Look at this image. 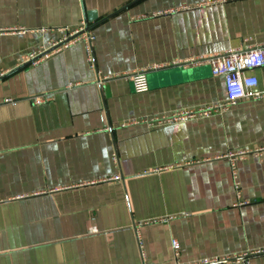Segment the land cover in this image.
<instances>
[{
    "label": "crops",
    "instance_id": "1",
    "mask_svg": "<svg viewBox=\"0 0 264 264\" xmlns=\"http://www.w3.org/2000/svg\"><path fill=\"white\" fill-rule=\"evenodd\" d=\"M262 44L264 0H0V264H264V67L204 116L196 62Z\"/></svg>",
    "mask_w": 264,
    "mask_h": 264
},
{
    "label": "built area",
    "instance_id": "2",
    "mask_svg": "<svg viewBox=\"0 0 264 264\" xmlns=\"http://www.w3.org/2000/svg\"><path fill=\"white\" fill-rule=\"evenodd\" d=\"M227 0H214V3H226ZM82 39L87 47L90 61V42L93 37L87 31V23L82 21L78 29L71 32L67 38L52 44L53 49L50 52H58L59 50L68 47L75 43L77 39ZM48 52V53H50ZM196 62L207 63L211 73L214 76H219L224 80V90L226 101L224 103L213 104L198 108L204 116L212 115L213 111L218 109H228L230 106L236 105L239 100L247 98H259L262 95L255 91L258 85V80L251 75L249 71L264 67V44L251 46L242 49L228 50L222 54H215L209 58L201 59ZM135 81L136 88L139 92H146L149 88V81L145 72H140L132 76ZM50 100V97L43 95L33 100L34 105H43ZM187 114V113H185ZM187 116V115H184ZM177 121V117L175 118ZM233 178L235 189L239 190V182L236 181L235 171L233 170ZM179 244L176 240H172V251L175 258L179 255ZM208 260H203L200 264H210Z\"/></svg>",
    "mask_w": 264,
    "mask_h": 264
},
{
    "label": "water",
    "instance_id": "3",
    "mask_svg": "<svg viewBox=\"0 0 264 264\" xmlns=\"http://www.w3.org/2000/svg\"><path fill=\"white\" fill-rule=\"evenodd\" d=\"M87 31H89V29L87 28Z\"/></svg>",
    "mask_w": 264,
    "mask_h": 264
}]
</instances>
